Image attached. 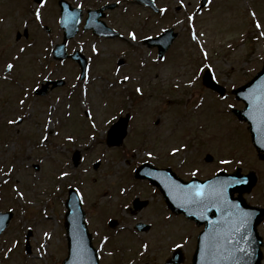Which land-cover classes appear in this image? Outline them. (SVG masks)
Returning a JSON list of instances; mask_svg holds the SVG:
<instances>
[{
	"label": "rangeland",
	"instance_id": "obj_1",
	"mask_svg": "<svg viewBox=\"0 0 264 264\" xmlns=\"http://www.w3.org/2000/svg\"><path fill=\"white\" fill-rule=\"evenodd\" d=\"M109 1L121 2V6L107 18V23L115 28L123 26L126 35L132 30L139 39H144L174 27L179 37L165 59L158 61L156 50L148 49L141 41L103 42L81 35L70 48L85 46L86 53L97 60L89 80L90 92L82 94L80 87L81 93L73 90L63 96L55 92L56 97L52 93L55 99L60 98L59 101L51 96L46 100L35 99L32 91L40 82L66 77L65 74L74 82L73 77L78 73L75 67L67 68V64L61 70L57 67L60 63H48L50 59H45L44 52L62 42L61 33L56 30L46 36L41 26H51L52 22L40 25L21 8H16L8 19H0V169L3 172L15 169L10 178L0 172V210L17 209V219L4 234L9 242L0 243L1 258L12 249L8 251V264H63L67 249L62 217L70 187L82 192L96 246L103 256L102 264H113L111 253L117 247L119 263L115 264H139L145 244L150 248V251L144 250L147 259H158L160 249L166 251L168 245L178 242L193 248L201 228L182 216L168 217L163 209L165 203H160L162 196L154 194L146 183L138 184L133 179L132 171L145 162L157 167H172L186 179L192 178L197 168L201 170L198 177L203 178L219 170L230 173L239 168L244 174L253 171L259 178L258 185L245 199L250 205L264 208V162L258 159L252 147L248 126L230 112L232 106L244 107L231 91L249 82L264 64V35H261L264 32V0H213L201 13H197L201 0H184L186 7L180 6L178 0H156L160 8L168 9L158 17L128 0ZM11 5L13 1L7 3L8 7ZM6 9L1 4L0 12ZM193 13H196L194 23L198 41L191 39L188 17ZM257 21L261 28L256 27ZM26 25L32 34L30 48L21 52L26 42H17L15 36L17 31L23 32ZM39 35L43 36L42 42H39ZM94 46L99 49L98 55ZM205 51L207 57L203 55ZM120 59L125 61V66L119 71L118 79L126 75L131 77L123 84L116 81L115 73ZM104 60H109L110 78L102 75ZM9 61L15 63L10 75L4 70ZM207 68L213 69L216 78L227 88L225 99L202 87V75ZM17 80L23 82L24 89L30 85L31 96L25 106L19 104L25 92L19 90ZM136 86H142L144 94L138 93L140 97L132 98L128 91ZM16 92L19 94L15 95ZM123 103L125 107L119 110ZM29 111L31 119L21 125L8 124L9 120L18 119ZM123 111L122 116H131V123L123 145L115 147L120 150L119 155L108 142L107 131ZM49 113H52L51 124H48ZM93 120L96 128L92 127ZM198 132L203 148H188L185 152L182 146L196 140ZM44 135L48 136L47 141L43 140ZM69 135L76 138L75 142L67 140ZM93 135L95 141L91 139ZM198 144L199 141L195 145ZM174 147L182 151L173 155ZM125 150L128 153L124 156ZM77 151L81 156L76 167L72 156ZM149 151L153 156L147 155ZM208 154L214 157V162L204 161ZM224 159L232 163L221 166L220 161ZM35 166L40 170H35ZM65 170L72 174L60 179V173ZM4 179L9 180V186L3 183ZM17 187L25 193L24 199L16 194ZM138 199H148L149 207L147 203L145 210H137L133 204ZM109 219L118 221L117 237L113 245L112 242L102 245L103 237L109 236ZM160 220L167 222H164L165 228L157 223ZM137 223L158 226L151 234L143 235L133 231ZM28 227L35 229L30 238L35 248L32 254L22 252ZM259 232L264 240V225L259 227ZM44 233H49L51 238ZM15 239H19L18 246L13 244ZM163 255L166 257L165 252Z\"/></svg>",
	"mask_w": 264,
	"mask_h": 264
},
{
	"label": "water",
	"instance_id": "obj_2",
	"mask_svg": "<svg viewBox=\"0 0 264 264\" xmlns=\"http://www.w3.org/2000/svg\"><path fill=\"white\" fill-rule=\"evenodd\" d=\"M138 1L154 8L151 0ZM206 3L204 0L203 6ZM100 26L103 24L96 20L90 24V27L93 28H101ZM177 36L171 29L158 39L146 42L159 47L162 59ZM204 83L208 87L224 93L223 88L221 89L213 82L211 72L206 73ZM234 94L246 104L243 111H235V114L249 124L253 143L261 154V158L264 159V67L254 80L234 91ZM126 127L124 122H119L115 126L116 131L111 133L113 144L121 143ZM77 160L78 154L75 156L76 163ZM233 177L246 179L248 183L232 184L226 187L223 200L215 203L210 202L207 209L187 202L186 189L188 185L202 184L206 186V191L210 192L213 189L220 190L223 186L222 182L229 181ZM137 178L149 179L154 186L158 187L169 208L175 213L184 214L187 218L196 221L197 224L206 226L205 231L198 238V248L193 258V264H261V248L264 244L258 234L257 226L263 219L264 211L247 206L242 197L243 194L250 192L256 184L253 174L244 177L239 173L234 175L221 173L205 182L197 179L185 182L170 170L160 171L152 165L145 164L137 171ZM179 186H184V189ZM236 194H238V198H235ZM66 207L68 211L65 217V227L69 243V257L64 264H99L98 253L93 247L92 237L85 222L86 213L80 196L74 189L69 192ZM240 212L251 214L246 224L240 223ZM10 218L11 215L0 216V232L8 224ZM241 249L246 251H241ZM174 263L173 260L169 262V264Z\"/></svg>",
	"mask_w": 264,
	"mask_h": 264
},
{
	"label": "snow or ice",
	"instance_id": "obj_3",
	"mask_svg": "<svg viewBox=\"0 0 264 264\" xmlns=\"http://www.w3.org/2000/svg\"><path fill=\"white\" fill-rule=\"evenodd\" d=\"M47 2H48V0H38V5L39 6L36 7L35 10H34V16H35V19L37 21H41L42 22L41 9L46 6ZM178 2H179V5L182 6V7H186L187 6V5H185L184 0H178ZM206 2H207V4L211 5L213 3V0H206ZM80 7L82 8L83 5H80ZM160 11H161V13H166L168 11V9L167 8H163V9H160ZM252 15L255 16L256 13L253 12ZM195 17H196V13H193L191 16L188 17V20H189L190 27H191V39L194 40V41H198L199 40V34L196 31V27H195V23H194ZM178 23H181V22L178 21ZM256 27L257 28H261L262 25L257 21L256 22ZM164 31L167 32V29H164ZM128 35L130 36V38H131L132 41H137L138 40L137 33L135 31L129 32ZM261 35H264V32H262ZM145 39H151V37H145ZM200 47L202 48L203 45H200ZM93 50L97 53V55L99 54V49L95 48V46L93 47ZM21 51H24V49H21ZM203 55L205 57H207L208 56V53L205 51L203 53ZM157 59H160V57H157ZM13 67H14V65L11 64V63H9L7 65V68H8L9 71H11L13 69ZM198 70L199 71H203V69H198ZM89 71H91V70L89 69ZM85 78L86 79H90V77H88V76H86ZM78 79H79V77H78ZM130 79H131V77L126 75L119 82L121 84H123L125 81H128ZM189 83L190 84H194L195 82L194 81H189ZM73 87H75V86H73ZM176 87L179 88L180 85L177 84ZM136 92L139 93V94H141V95L143 94V90L140 87H137L136 88ZM24 95H25V99H21L19 101V104L21 106H25L26 105L27 98L29 96V92L26 90L25 93H24ZM85 95H87V92H85ZM221 99H225V98L224 97H221ZM197 107H200V105H197ZM69 115H71V114L69 113ZM90 115H91V112L89 111V116ZM48 116H49L48 124H51L52 123V119H51L52 113H49ZM27 119H31V111H29L25 115L19 116L18 119L9 120V124H19L21 122H24ZM115 119H116V117L114 116L113 117V120H115ZM108 123H111V121H108ZM92 127L93 128H96V122H95V120L92 121ZM115 131H116V129H113V132H115ZM75 139L76 138L74 136H71V135H69L67 137V140L70 141V142H75ZM91 139L93 141H95L96 140L95 135H93L91 137ZM43 140L44 141H47L48 140V136L47 135H44L43 136ZM182 148H183V150L185 152H187V150H188V144L185 143L182 146ZM182 148H180V147H174L172 149V154L175 155V154L181 152L182 151ZM147 155L149 157H151V156H153V153L151 151H149L147 153ZM240 162L242 163L243 161H240ZM220 163L221 164H231L232 161L231 160L224 159V160H221ZM14 170L15 169L13 168V169H10L8 172H3V170L0 169V172H3V176L4 177L10 178L11 177V173ZM84 171L86 172L87 169L85 168ZM198 172H199V168H197L196 171L193 172V175H196ZM71 174L72 173L70 171H67V170L62 171L60 173V179H64V178L70 177ZM8 182H9L8 179H4L3 180V183H8ZM246 183H248V181L246 179H236L235 177H233L229 181L222 182V185L223 186H222V188L220 190L213 189L210 192L209 191H206V186L205 185H202V184H191V185H188L187 186V189H186V191H187V197H186V199H187V202L193 204L194 206L203 207V208L207 209V206H208V204L210 202L211 203H215L217 201L223 200V197H224V194H225V191H226V187L231 186L232 184H246ZM179 187L181 189H184V186H179ZM15 191H16V194L21 199H24L25 193L23 191H21L19 187H17L15 189ZM76 191L79 192V189H76ZM124 191H127V189H124ZM81 200H83V195L82 194H81ZM224 202L227 203V201H224ZM239 215H240V223L243 225V224H246L247 223L248 218L250 217L251 214L250 213H247V212H240ZM44 235L45 236H48L49 239L51 238L49 233H44ZM104 240H105V242H107L108 237H105ZM15 243L18 245L19 244V241H16ZM176 247L177 248H180V247H182V245L177 244ZM144 249H145V251H147V249H148V245L147 244L144 245ZM8 251L11 252L12 249L9 248ZM241 251H246V250L245 249H241Z\"/></svg>",
	"mask_w": 264,
	"mask_h": 264
},
{
	"label": "flooded vegetation",
	"instance_id": "obj_4",
	"mask_svg": "<svg viewBox=\"0 0 264 264\" xmlns=\"http://www.w3.org/2000/svg\"><path fill=\"white\" fill-rule=\"evenodd\" d=\"M4 0H0V9H1V4L4 8H7L4 12H0V16H3V15H6V13L8 12L9 10V7L7 6V3L9 2H12L13 1V6H12V11L15 10L16 6H18L19 8H23L24 11L27 13V14H33L34 15V10L36 7H38V3L36 2V0H5V3H3ZM60 1L61 0H48L47 4H46V13L48 15H50V17L47 19V20H50L51 18H54V21L53 24L54 25H58L60 27V20H61V15H62V6L60 4ZM67 1L71 6H73V8H76V9H79L82 11V15H83V20H82V23H81V26H85V20L88 16V11L90 10V8H92L94 6V0H65ZM78 2V3H77ZM80 5H83V7L81 8ZM43 11V8L41 9V12ZM109 17V15H108ZM46 20V18L44 17V21L46 23H48V21ZM118 29H120L118 27ZM26 30H28V28H26ZM42 30L44 31H47V27L43 28L42 27ZM50 33L52 32V30L50 29L49 31ZM89 37H92V33L87 31ZM29 36H30V33H29ZM61 37H63V32H61ZM29 39V38H28ZM107 40V39H105ZM118 41H121V42H127V38H121V39H117ZM87 59H88V63H87V66H88V70L90 69L91 72L94 71V67H95V61L93 58H89L87 56ZM75 68L79 69L80 66L78 64H73ZM103 69H105L106 71L110 69V67H108L109 65V60H104L103 63ZM159 222V221H158ZM157 228V225L153 224V228L151 229V232L152 231H155ZM175 247H168V249L163 252L160 251L159 255H158V259H147L146 256H145V253H144V250L142 251V253H140V259H141V262L143 263H146V262H150V263H154V264H164L165 261L172 255L173 251H174ZM165 252L166 254V257H164L163 253ZM139 259V258H138ZM137 259V260H138ZM116 258H114L112 261H113V264L115 262ZM185 260H187V257L185 256Z\"/></svg>",
	"mask_w": 264,
	"mask_h": 264
}]
</instances>
